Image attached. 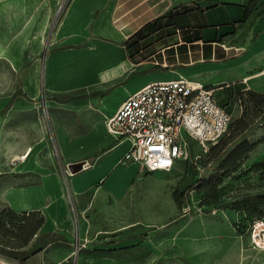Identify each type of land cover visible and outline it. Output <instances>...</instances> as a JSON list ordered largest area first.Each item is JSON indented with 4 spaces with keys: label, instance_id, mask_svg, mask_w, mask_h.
Wrapping results in <instances>:
<instances>
[{
    "label": "crops",
    "instance_id": "crops-1",
    "mask_svg": "<svg viewBox=\"0 0 264 264\" xmlns=\"http://www.w3.org/2000/svg\"><path fill=\"white\" fill-rule=\"evenodd\" d=\"M58 2L36 0L14 32L0 38V62L17 82L0 95V112L44 108L50 123L47 135L36 115L38 137L29 144L22 139L12 165L0 171V209L21 219L11 230L41 219L24 244L11 242L24 258L0 252L1 264H69L76 245L87 249L80 264L93 262L84 253L136 243L135 236L125 244L114 241L117 232L168 224L160 216L164 208L139 206L144 174L176 177L192 161L181 162L177 173L141 169L124 158L129 140L105 123L141 86L185 77L214 85L241 80L264 92V0H68L56 12ZM170 11L178 24H166ZM21 13V0H0V18ZM148 65L159 68L140 72ZM71 163L80 169L70 171ZM211 211L191 236L176 231L155 264H264V249L247 234L252 249L244 248L230 218ZM104 212L102 223L109 225L98 223ZM98 236L110 241L98 245Z\"/></svg>",
    "mask_w": 264,
    "mask_h": 264
},
{
    "label": "rangeland",
    "instance_id": "rangeland-1",
    "mask_svg": "<svg viewBox=\"0 0 264 264\" xmlns=\"http://www.w3.org/2000/svg\"><path fill=\"white\" fill-rule=\"evenodd\" d=\"M35 1L21 0L22 13L17 19L0 18V38L2 40L8 38L14 32ZM143 56L142 54L140 57ZM139 69L143 74L157 70L152 65L140 67ZM162 71L167 72L166 69ZM207 85L214 87L216 99L228 107L234 120L242 117L246 106L245 99L248 97L247 92L264 95V92L256 90L253 86L247 88V85L241 80L226 85ZM16 87L15 74L4 63L0 62V95L9 94ZM259 109L260 115L263 116L264 103L260 105ZM37 112L27 111L21 113L10 110L0 112V171H5L12 165L15 155L20 152L21 146L24 145L22 139L27 137L25 142L29 144L38 137L36 115H38L40 124L44 126L46 134L50 133L49 116L46 110L42 108ZM260 115L243 130L237 127L226 144L221 147L209 148L204 151L195 141L188 140L192 162L189 164L187 171L182 172L181 175L171 177L167 173L158 175L145 173L144 184L146 189L145 191L143 189V200L140 201L139 206L164 208L160 212V216H163L162 219L168 224L161 228V225L151 227L140 223L128 230L117 232L113 235L116 237L114 241L118 240L120 244H125L128 239L135 236L137 237L136 243L130 246L125 244V247H119L118 250L113 252L98 250L97 252L84 253L85 258L86 256L94 258L93 262L83 260V264H128L129 262L133 264H155L160 248L169 245V242L174 240L176 231H184L186 237L191 236L196 232L193 230H196L197 227L192 229L193 225L212 213V209L218 210L217 213L222 214L227 219L230 218L231 221H238L243 225L247 224L248 220H244L245 214L236 210L232 205L237 202L241 206L244 204V200L248 199L247 197L264 195V172L254 169L256 163L264 161V117H260ZM246 118L247 116H245ZM244 141L253 145L250 151L235 164L228 165L226 168L221 167L225 157ZM126 160L129 162L131 158ZM211 176L215 184L217 203L208 204V201H212L211 196L214 194L207 198L206 192L200 187L183 194V191L198 179H207ZM109 213L110 208H108ZM105 216L107 217V213L104 212L103 219H100L98 214V223L109 225L105 224ZM102 221L105 223H102ZM178 223L179 225H177ZM109 241V238L98 236V245H106ZM243 246L248 250L252 249L245 233L243 234ZM84 250L87 249L82 247L77 250L69 264H80L78 256L85 252Z\"/></svg>",
    "mask_w": 264,
    "mask_h": 264
},
{
    "label": "built area",
    "instance_id": "built-area-1",
    "mask_svg": "<svg viewBox=\"0 0 264 264\" xmlns=\"http://www.w3.org/2000/svg\"><path fill=\"white\" fill-rule=\"evenodd\" d=\"M67 1L59 0L56 12ZM231 119L212 85L177 77L141 86L105 123L110 133L129 140L125 159L148 171L177 173L181 162L191 161L188 140L206 151L227 132ZM246 234L254 247L264 249V215L250 222Z\"/></svg>",
    "mask_w": 264,
    "mask_h": 264
},
{
    "label": "trees",
    "instance_id": "trees-1",
    "mask_svg": "<svg viewBox=\"0 0 264 264\" xmlns=\"http://www.w3.org/2000/svg\"><path fill=\"white\" fill-rule=\"evenodd\" d=\"M166 15H167L166 24H173V23L178 24L177 14L175 11L173 12L170 11ZM155 26H157V24H155ZM137 37L138 39L143 38L142 32H138ZM126 46L129 49L130 45L126 44ZM154 68H159V66L156 65ZM247 93H248V97L245 99L246 106H245V110L242 113V117H240L238 120L231 119L227 132L223 134L222 137H220L217 143L209 146V148L213 149L215 147L218 146L221 147L222 145H225L227 140L229 139V137H231V135L233 134L235 129H237V127L243 130L244 128L247 127V125L252 123L257 116L260 115L259 108L260 105L264 103V95H260L258 93H253V92H247ZM245 116H247L246 119ZM260 117H264V115L263 116L260 115ZM252 146L253 145L248 143L247 141H244L239 145H237L225 157V159L221 164V167L226 168L228 167V165L235 164L237 161H239V159L245 156L248 151H250ZM254 169L264 172V161L256 163L254 165ZM197 187H200L202 190L206 192L207 198H209L211 194H214L211 196L212 201H208V204L217 203V200L215 198L216 197L215 184L213 182L212 176L207 179H203V178L198 179L187 189H185L183 191V194H187L190 190L196 189ZM247 198L248 199L244 200V204L241 206L237 202L233 203L232 205V207H235L236 210L245 214L244 220L245 219L248 220L247 224L245 225H243L241 222L239 223L238 221H232L234 228L239 234H244V233L246 234L250 222L253 219L264 215V195H260L252 198L247 197ZM19 219L20 217H18V215L14 211L10 209H0V252L12 257L22 259L24 258V256L22 257L19 256V254L14 249L15 246L11 245V242L13 240H18L19 245L24 244L26 240L30 237V233L28 234L27 231L30 230V228H32L31 226H33L32 232H34V230L36 229L35 225H39L41 219L38 220L32 219V223L28 221L27 224H24L23 226H20V228H18V232H14L13 230H11L10 226L15 223V220H19ZM5 246L9 248L6 249Z\"/></svg>",
    "mask_w": 264,
    "mask_h": 264
},
{
    "label": "water",
    "instance_id": "water-1",
    "mask_svg": "<svg viewBox=\"0 0 264 264\" xmlns=\"http://www.w3.org/2000/svg\"><path fill=\"white\" fill-rule=\"evenodd\" d=\"M80 163H71L70 165H69V169H70V171H72V172H76L77 170H79L80 169Z\"/></svg>",
    "mask_w": 264,
    "mask_h": 264
}]
</instances>
